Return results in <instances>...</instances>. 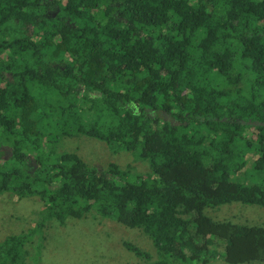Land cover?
<instances>
[{"label": "trees", "instance_id": "16d2710c", "mask_svg": "<svg viewBox=\"0 0 264 264\" xmlns=\"http://www.w3.org/2000/svg\"><path fill=\"white\" fill-rule=\"evenodd\" d=\"M74 135L149 171L58 153ZM6 193L141 230L155 256L126 243L134 264H264L263 225L207 215L264 207V0H0ZM26 242H0V264H27Z\"/></svg>", "mask_w": 264, "mask_h": 264}, {"label": "rangeland", "instance_id": "374dc122", "mask_svg": "<svg viewBox=\"0 0 264 264\" xmlns=\"http://www.w3.org/2000/svg\"><path fill=\"white\" fill-rule=\"evenodd\" d=\"M56 151L75 152L90 166L106 168L115 162L121 167L131 164L136 172L149 171L148 162L135 160L131 152L113 153L103 141L84 135L63 137L57 141ZM207 215L216 221L264 226V207L260 206L229 204L210 209ZM50 217L37 197L19 199L16 194L0 195V242L16 235L27 236V264H134L145 260L129 250L126 243L155 256L151 240L139 229L95 214L70 218L64 225ZM209 264L229 263L219 258Z\"/></svg>", "mask_w": 264, "mask_h": 264}, {"label": "water", "instance_id": "95a60500", "mask_svg": "<svg viewBox=\"0 0 264 264\" xmlns=\"http://www.w3.org/2000/svg\"><path fill=\"white\" fill-rule=\"evenodd\" d=\"M3 150H4V153H5L4 154L5 159H9L10 156H12V154H13L12 148L9 147V146H4Z\"/></svg>", "mask_w": 264, "mask_h": 264}]
</instances>
